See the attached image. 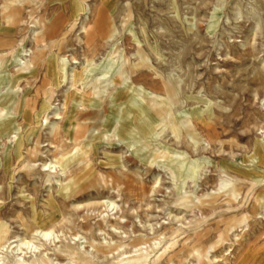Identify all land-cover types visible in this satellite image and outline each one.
<instances>
[{
  "label": "rangeland",
  "instance_id": "obj_1",
  "mask_svg": "<svg viewBox=\"0 0 264 264\" xmlns=\"http://www.w3.org/2000/svg\"><path fill=\"white\" fill-rule=\"evenodd\" d=\"M13 54L32 59L29 67L18 70L25 63ZM60 62L88 77L68 89ZM81 96L82 116L93 118L86 124L97 127L70 166L80 190L64 197L67 179L51 165L73 149L67 132ZM131 102L151 114L165 104V113L145 133ZM127 108L130 125L143 130L120 139L110 114ZM3 125L0 231L12 245L22 238L37 247L25 259L78 264L61 250L71 246L98 264H196L191 252L203 247L212 264H264V201L256 198L264 193V0H0ZM253 156L263 160L255 168ZM96 173L123 182L121 190L96 184ZM35 225L49 230L46 240L28 231Z\"/></svg>",
  "mask_w": 264,
  "mask_h": 264
},
{
  "label": "bare ground",
  "instance_id": "obj_2",
  "mask_svg": "<svg viewBox=\"0 0 264 264\" xmlns=\"http://www.w3.org/2000/svg\"><path fill=\"white\" fill-rule=\"evenodd\" d=\"M21 1L22 0H9V3L10 4H16L17 5V4H20ZM9 6H5L4 7V9L7 11L6 18L10 22L11 21L17 22L18 19H19L18 18V15L15 12V9H13V8L10 9ZM29 15H30V13H29ZM99 19H100V16L98 14L97 17H96V19H95L96 22H98L97 20H99ZM41 22L43 23V21H41ZM40 31H41V28H40ZM40 31L39 30H36V31L33 32V38H34V40L37 39V37L40 34ZM99 31H101V28H99L98 32ZM7 40H9V39H7ZM95 50H96V48H95ZM93 52L94 51L92 50V54H93ZM89 54L87 53V55H89ZM13 59L14 60H17V61H20L21 62V65H23L25 63L23 66L18 67V70H26L29 67L28 64H31V61H32V59L29 60L30 62L28 61V64H27L26 62H24V60L21 61L20 58H18L17 55H14V54H13ZM86 61H87V58H86ZM60 70L63 72L64 78L69 81V84L70 85H69L68 89L71 88L75 82L82 81L83 79H85V78L88 77V76H85V77L81 78V76L79 75V73L76 72V69L74 67H71L66 72V66L62 62H60ZM94 79L97 80V81H99L100 80V77H98V78L96 77ZM92 81L93 80L87 81L86 84H85V86H87V87L89 86L90 87L91 85H93L92 86L93 89L90 88L91 89V93H92V95H97L96 94V91L94 89L95 85L93 84ZM115 93H116V91L112 95L113 102L115 101V96H116ZM82 96L79 99H74L73 111H72V113H73L72 114V117H73L72 119H73L74 122L72 123L71 122L72 120L70 121V129L71 130L69 132H67V134L69 135V140L73 144V149L71 151H69V152L62 153V154L58 155L57 157L54 156V161L52 162V165H51V166H55V165L56 166H59L63 170V172H64V177H65L64 179H67L66 184L63 185L60 188V190H59L60 191V194L63 195L64 197H67L69 195H72V194H74V193H76L77 191L80 190V182L78 181L79 180L78 179L79 177H77V176L72 177V175L74 174V172L70 169V166H71L72 163H74L75 161H78V160L80 161L82 159V157L85 156L86 151L83 150L82 147L86 143H83L82 140L83 139H86L91 134V132L94 131L96 129V127H97V125L95 123L86 124L87 121H90V119H93L91 116H89V117L82 116V113L83 112H86L85 108L80 106L81 103L83 104V101H84V98ZM131 104L136 105L135 107H136V111L138 113V117L139 118L140 117L144 118L143 121H144V124H145L146 128H144V130H143L141 127H138V126H133L132 127L130 125L131 124L130 123L131 122L130 121L131 120V117H130L131 111H130V109H128V108L126 110L125 109H123V110L122 109H119V112L116 115H114L113 113L110 114V119H109L108 127H110L112 125L114 127L115 135L118 138H120V139L126 138V136L128 134H130L131 131H134V132L135 131H141L142 132V130H143V131H145V133L146 132L148 133L150 131V127L153 125L152 124V122H153V116L154 117L155 116L156 117H159L160 115H162V114L165 113V104L163 105V107H160V108H157V107L155 108L153 105H152L153 108L151 106H149L150 109L151 108L153 109V113L152 114L149 113V111L146 109V107L144 105L141 104V102L138 103V104L135 103V102H131ZM44 105H45V107H47V106L49 107V104L48 105L47 104H44ZM66 105H67V103H66ZM93 105H95V103H93ZM117 107H118V105H117ZM117 107H116V109H117ZM63 108H65L64 105H62V108L61 109L63 110ZM58 111H59V109H57V108L53 111L54 115L56 116V119L60 118ZM107 118H106V120H107ZM113 119L114 120H116V119L118 120V121L116 120L117 121L116 124H113L112 123ZM139 120H141V119H139ZM4 126L5 125H3V127L0 128V133H2L3 130H5L4 129L5 128ZM56 126H57L56 125V122L51 123V132H52V134H54V132L56 130ZM175 126H176L175 124L171 123L172 130L175 129ZM123 131H124V134H121ZM36 152H37V146H34V149L32 151H27L26 154H27V157L30 158V161H32V162L34 161V158L36 156ZM13 153H14L13 154L14 155V158L16 160L22 156L19 148L15 149L13 151ZM11 159H12V157H10V155L9 156L8 155H5L3 161L1 162V165L3 166L4 169H7V170H9V171L12 172L13 171V168H12ZM253 160L255 161L253 163V168H255V167H257V163L262 162L264 160V158L262 160V157L261 156L260 157L253 156ZM50 163L51 162L49 161L47 164H50ZM24 166H25L24 164L20 165V167H24ZM96 172H97V170H96ZM102 174L101 173H96L95 174V176H96L95 183L96 184H99V185H109L110 188L116 187V188H118L119 191L121 190V188H122V186L124 184L123 182L110 180V182L108 183V181L106 179H104V177H103L104 174L103 175ZM239 183H242V181H240ZM239 183L237 185H239ZM250 186H252V184H250ZM63 190H64V192H63ZM236 191H238V188H236V186H235V187H233L231 189L230 194L231 195H235ZM256 198H258L259 200H263L264 201V193H262L260 195L259 194L256 195ZM111 204H112V202H111ZM245 218H246V215L240 217L239 219L235 220L234 222L228 223L227 224L228 227L224 231L228 232L232 227H234L236 224H238L241 221H243ZM43 229L44 228L35 225L34 227H30L28 231L29 232L32 231L34 235H38V236H40L42 238L44 237L45 240H46V236L48 237L49 230H43ZM1 233L2 232L0 231V254L3 253V252H6V251H8L9 254L8 255H4L3 259L0 256V264H53L52 263L53 261L50 262L47 258L42 257V255L41 256L39 255L38 257L35 256L33 258H30V259L28 257V259H25V256H24L25 251H27V249L29 251L30 250L36 251L37 250V247L36 246H31V243L29 244V242L27 240H22V238L19 239L20 241H22V244L21 245H17V244L16 245H12V243L13 242H16L17 240H15V239L14 240H9V239L8 240H3V238H2L3 236H1ZM29 237H31V236H29ZM37 242H39V241H37ZM47 244H49V243H47ZM39 245L43 246L42 242ZM12 248H14V250H12ZM61 250H62V252H64V255H66L67 257L78 259L77 260L78 261V264H98L96 262H89V259H85L84 257L80 256L78 254L79 251H77V249H75L74 247L68 246V247L65 248V250L64 249H61ZM56 251H57V249H56ZM97 251L106 252V251H110V248H106V247H104V248L102 247L101 248L100 247V248H97ZM58 253H61V252H58ZM163 253H164V250H163L162 253H160L159 255H157L154 258L153 261L157 260ZM192 253L195 254L196 264H212V262L208 258H205L206 248H203V247L196 248V249H194V252H191V254ZM141 260H146V256L144 258H136V259L132 260L131 262L130 261L129 262L130 263H133V262H138V261H141ZM166 260L167 261H170V260H172V257L171 256H168V257H166ZM178 264H184V263L179 260L178 261Z\"/></svg>",
  "mask_w": 264,
  "mask_h": 264
}]
</instances>
